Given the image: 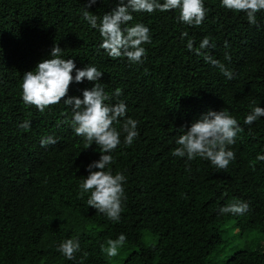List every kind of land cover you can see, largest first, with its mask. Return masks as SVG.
I'll use <instances>...</instances> for the list:
<instances>
[{"label": "trees", "instance_id": "1", "mask_svg": "<svg viewBox=\"0 0 264 264\" xmlns=\"http://www.w3.org/2000/svg\"><path fill=\"white\" fill-rule=\"evenodd\" d=\"M119 2L97 0L89 8L88 0H0V264H81L84 253L83 264L221 263L214 253L224 258L222 264H264V160L256 159L264 155V117L244 124L254 107H264V11L256 13L252 25L246 13L223 7L222 0H204L200 26L179 21V9L132 12L133 19L122 28L143 24L151 41L142 44V62L132 63L124 56L110 57L100 47L98 29L83 18L88 11L99 23ZM205 37L210 45L201 55L187 48L192 40L198 49ZM54 45L78 69L95 66L103 73L96 82H73L68 97L83 99V90L94 83L112 95L120 89L119 75L126 77L122 95L105 101L114 105L122 100L126 118L139 122L132 145L121 135L124 147L121 143L110 153L108 167L126 177L118 223L87 205L90 193L80 195L87 166L101 153L95 144L81 151L86 141L71 134V106L61 101L40 112L22 99L24 73L50 58ZM206 55L223 63L233 78L207 62ZM221 110L243 128L229 146L235 159L227 169L172 155L188 129L183 130L184 122L192 119L193 124ZM48 137L56 143L42 146ZM65 142L62 154L73 156V162L59 158V145ZM77 152L82 158L76 159ZM234 201L248 203L249 210L243 215L219 212ZM221 218L233 220L236 235L256 231L253 242L248 238L255 246L239 240L230 244L234 238L226 242ZM120 234L127 237L125 245L138 248L118 262L102 245ZM67 239L80 243L75 260L57 251ZM225 250L231 252L224 257Z\"/></svg>", "mask_w": 264, "mask_h": 264}, {"label": "clouds", "instance_id": "2", "mask_svg": "<svg viewBox=\"0 0 264 264\" xmlns=\"http://www.w3.org/2000/svg\"><path fill=\"white\" fill-rule=\"evenodd\" d=\"M97 3V0H88V7ZM222 6L234 11L244 12L250 24L257 23L256 13L264 11V0H222ZM179 9V21L188 25L200 26L206 16L204 0H120L116 8L110 13H106L98 23V17L88 11H84L83 18L86 19L92 28L98 29L103 41L100 45L112 58L126 57L132 63H141L146 55V49L142 47L144 43H150V29L143 24H136L132 27H123L133 19L132 12L153 13L169 12ZM187 35V33H184ZM194 42L189 40L187 48L201 55V49H206L210 45V39L205 37L198 49H194ZM227 47V42H225ZM212 47H215L213 44ZM62 49L59 45H54L50 58H45L39 62L32 71L24 73L22 82V99L26 104L34 105L40 112L50 106L63 101L73 109L72 122L69 121L71 134L86 141L82 143L81 151L90 148L93 144L100 148V159L93 161L87 166L88 175L80 183V195L90 193L87 205L95 208L98 213L104 214L109 220L118 223L121 220V213L124 210L123 203L126 200L124 184L126 177L121 172H112L108 167L113 163L114 152L123 142L131 146L135 138L139 136L138 121L126 118L127 106L121 100L116 104H108L112 96L119 97L122 90L127 85L126 77H120V89H116L112 95L104 91L99 83H94L91 89L83 90V99L79 97H68L70 86L73 82L82 83L85 79L89 82H96L101 79L103 73L95 66H86L78 69L74 59L61 58ZM226 59H231L226 53ZM205 60L213 66L218 67L220 72L228 79L233 78V73L219 60L211 56H205ZM75 70V76L73 72ZM118 75V74H117ZM68 97L67 99H64ZM207 112V109H203ZM205 112H201V115ZM264 117V107L256 106L245 117L244 124L251 125L258 118ZM121 118H125L120 130ZM192 119L184 122V133L179 136L176 143L179 145L172 152L173 156L187 157L188 160L201 158L208 160L218 169H227L230 162L235 159V153L229 146L236 143L237 135L243 131L239 121L228 111H209L192 125ZM191 125V127H190ZM66 126H68L66 124ZM23 127H30L29 122H25ZM190 127V128H189ZM121 135H125L122 142ZM84 139H83V138ZM79 140V139H78ZM52 137L42 139V146L55 144ZM59 145L60 160L73 162V156L62 154L63 145ZM76 159L82 158L77 152ZM257 161L264 160V155H258ZM167 171V170H166ZM168 174V172H167ZM150 173H147L149 176ZM154 183L155 182L152 180ZM249 204L241 201H234L219 209L221 214L243 215L249 210ZM219 212L217 215L222 216ZM223 219V218H221ZM224 223L226 222L225 219ZM223 234V233H222ZM127 237L120 234L116 239H108L107 247L102 245L109 257L119 255V250L125 245ZM59 251L68 260H75L76 254L81 251L78 240L67 239L62 242ZM87 253H84V257ZM83 258L81 264H83Z\"/></svg>", "mask_w": 264, "mask_h": 264}, {"label": "rangeland", "instance_id": "3", "mask_svg": "<svg viewBox=\"0 0 264 264\" xmlns=\"http://www.w3.org/2000/svg\"><path fill=\"white\" fill-rule=\"evenodd\" d=\"M238 230H239V228H237L236 226H234L233 220H229V221L225 222L223 224V238L225 239V241L227 242V241H230V240H232L234 238L231 241L230 244L234 243L236 240H239L242 245H245V246H247V245H249V246L250 245L251 246H255V243L251 244L249 242V239L248 238H250L251 242H253L254 236H255L254 233H256V231H253L254 232L253 235L250 234V232L248 231L246 233V235L244 236L243 233L241 235H236L238 233ZM230 244H228V245H230ZM137 248L138 247H136V246L124 245L119 250V255L116 256L117 261L118 262L122 261V259H124L131 250L137 249ZM230 252L227 251V250H225L224 251V257L227 256L228 254H230ZM213 256H215L217 259L221 260V263H214V264H222L223 263V259L224 258L221 259V254H219V253L218 254L217 253L215 254L214 253Z\"/></svg>", "mask_w": 264, "mask_h": 264}]
</instances>
